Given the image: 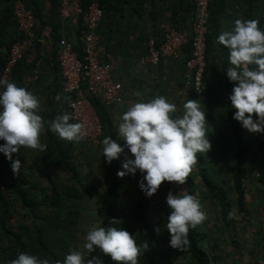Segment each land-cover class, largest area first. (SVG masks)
Here are the masks:
<instances>
[{"label": "crops", "instance_id": "crops-1", "mask_svg": "<svg viewBox=\"0 0 264 264\" xmlns=\"http://www.w3.org/2000/svg\"><path fill=\"white\" fill-rule=\"evenodd\" d=\"M24 1L34 11L38 29L46 24L52 26L55 41L49 46L30 49L13 73L15 83L37 95L41 101L40 114L45 122L41 141L46 144L43 151L21 146L19 152L14 154L22 162L19 174L13 173L11 162L0 153V189L13 192L11 187L15 177H19V185L25 190L24 194H19L24 200L15 193L12 195L16 198V221H25L30 226L37 223V233L44 239L65 243L67 253L79 249L86 253V259L92 258V253H95L104 261L103 252L99 249L94 252L83 249L84 237L94 224L108 227L103 214L109 205L101 204L102 198L105 202L119 190L116 207L121 212L122 222L131 226L135 224L134 212L139 208L137 203L141 202L142 209L139 208V212L146 213L158 239L155 254L167 248L179 255L182 250L170 245V233L164 232L167 228L163 226V220L168 192L181 191L180 194H184L183 190L188 191L187 181L184 184L164 181L157 192L149 197L139 187L143 178L139 170L135 175H117L125 154L133 155L127 147L119 158L108 163L102 155V143L68 141L50 128V122L57 115L70 113L68 100L63 94L56 40L64 37L75 40L83 56L81 42L85 30L82 24L75 26L61 18L60 0ZM104 4L105 14L96 33V43L100 58L113 65L114 77L122 83L123 99L109 108L94 100L104 125L103 139L111 136L121 145L125 144L118 135V123L121 115L137 100L147 101L157 95H164L176 103L175 115H182L184 102L197 99L206 113L209 124L207 131L212 145L208 152L197 153V163L189 174L196 182L193 194L200 200L202 210L213 219H210L206 228L201 225V229L208 234L211 243L209 251L216 258L220 256L222 260L226 254L228 257L239 254L240 262L250 263L257 253L256 240L261 239L260 243L264 240V158L257 143V139L263 136L249 132L233 118L237 109L231 106L229 95L237 82L230 81L225 72L230 66L229 53L217 37L222 31L232 30L238 18L258 19L259 27L264 28V0H213L212 24L207 41V69L204 89L200 94L187 88L184 83L185 60L189 56L190 44L185 46L184 58L180 60L165 58L155 66L143 63L149 40L155 38L159 44L166 25L192 33L194 0H104ZM11 16L12 0H0V76L17 33ZM34 69L39 73L38 78L32 74ZM237 131L245 136L248 146L243 156L240 155ZM50 140L65 150V153L59 150L57 159L52 160L47 156ZM3 142L0 140V143ZM242 159L247 168L244 212L241 213L236 207L231 216L219 224L222 203L206 189L203 178L208 177L228 198L235 199L234 177L239 172ZM112 176L120 180L121 184L112 182ZM24 201L31 205L30 209L24 206ZM225 223H233L229 228L237 236L238 245L234 248L229 246L224 252L223 249L219 250L223 242L214 237L212 227ZM212 264L218 263L214 261Z\"/></svg>", "mask_w": 264, "mask_h": 264}, {"label": "clouds", "instance_id": "clouds-1", "mask_svg": "<svg viewBox=\"0 0 264 264\" xmlns=\"http://www.w3.org/2000/svg\"><path fill=\"white\" fill-rule=\"evenodd\" d=\"M217 40L228 49L230 66L225 72L230 81L237 82L229 95L231 106L237 109L233 118L241 122L242 127L249 132L263 133L260 135L263 136L264 28L259 27L258 19L238 18L234 21V28L222 31ZM40 106L41 101L37 95L0 77V140L4 141L0 143V153L11 162L14 174H19L22 166L21 160L14 156L21 146L39 151L46 149V144L41 141L45 122L40 114ZM176 112V103L164 95H157L147 101L137 100L121 115L118 123V135L125 144L121 145L111 136H106L101 142L102 155L108 163L119 158L127 147L133 155L125 154L117 175H135L139 170L143 174L139 187L149 197L157 192L164 181L184 184L197 163V153L208 152L212 147L206 113L197 99L184 102L182 115H175ZM49 126L68 141L79 142L86 136L83 122L74 121L72 113L57 115ZM183 191V195L181 191H169L166 196L169 243L173 248L181 250L190 244V229L198 225L202 231L201 225L206 228L210 219L213 221L202 210L199 199ZM225 224L212 227L214 237L237 246V236L229 228L233 223ZM217 226L221 228L219 232ZM229 230L232 236H226ZM202 233L206 236L202 243L204 249L218 264H229V261L231 264H244L240 262L239 254L230 257L226 254L222 260L220 256L216 258L209 251L211 243L208 234ZM260 240H256L257 253L248 264H264V240L262 243ZM84 241L83 249L87 252L99 249L121 264H139L140 255L149 247L148 241L138 244L135 236L125 228L95 224L87 231ZM85 255L82 250H72L63 260L53 262L49 258L22 251L10 264H104L99 256L86 259ZM176 256L178 261L184 262L182 253Z\"/></svg>", "mask_w": 264, "mask_h": 264}, {"label": "built area", "instance_id": "built-area-1", "mask_svg": "<svg viewBox=\"0 0 264 264\" xmlns=\"http://www.w3.org/2000/svg\"><path fill=\"white\" fill-rule=\"evenodd\" d=\"M194 1L192 33L166 25L159 44L155 38L149 40L143 63L155 66L165 58L180 60L184 58L185 46L190 44L189 56L185 60L184 83L187 88L200 94L204 89L207 69V41L213 0ZM103 2L104 0H89L87 4L83 0L59 2L61 18L75 26L82 24L85 30L81 42L83 56L75 40L66 37L56 40L63 94L68 100L73 120L81 121L85 126L86 136L80 143L100 144L105 134L102 119L91 99L105 108L119 104L123 99V86L114 77L113 65L100 58L97 48L96 33L105 14ZM11 19L17 33L8 50L0 77L15 82L14 69L23 61L28 51L34 47L52 45L55 39L52 26L46 24L38 29L36 15L24 0H12ZM32 74L34 78H38L36 69Z\"/></svg>", "mask_w": 264, "mask_h": 264}, {"label": "trees", "instance_id": "trees-1", "mask_svg": "<svg viewBox=\"0 0 264 264\" xmlns=\"http://www.w3.org/2000/svg\"><path fill=\"white\" fill-rule=\"evenodd\" d=\"M84 1L83 2L85 4L89 3V0ZM210 10L211 27L213 15L212 7ZM91 100L94 104V100ZM96 109L99 112L98 107H96ZM237 132L239 141L238 143L241 148L240 155L243 156L245 154V151L247 152L248 146L246 143L245 136L242 133H239V131ZM51 137V139H54V136ZM257 143L259 145L260 152L262 153V156L264 158V135L263 137L257 139ZM54 145L55 144L53 143V141L50 140L48 145L49 151L47 152V156L50 157L52 160L57 159V157L60 156L59 150L62 153H65V150L63 148ZM243 162L244 160L242 159V162L238 169L239 172L234 177L235 193L237 195L235 199L228 198V196H226V193L222 191V189L214 185L208 177L203 178L205 182L204 186L206 187V189L209 190L214 197L218 198L220 203H222V210L218 217L219 224L222 223V220H227V218L231 216L230 213L232 214L234 208L236 207L239 211H241V213L244 212V180L247 179V168L245 167ZM262 168L264 175V160L262 163ZM186 181L188 189L187 192L193 194L196 189V182H194V178H191V176H189ZM112 182H116V185L121 184V181L118 180L115 176H112ZM11 190L13 192H9L7 191V189H0V264H10V261L12 259H15L17 255L22 251L37 254L41 257L49 258L53 262H55L56 260H63L64 257L68 254V249L64 247L65 243H56L52 240L44 239L43 236H40L37 233V223H35L34 226H30L25 221H16L15 217L18 216V214H15L16 198L12 195L13 193H15L17 197L24 200V198L19 194L25 193L24 188L19 185V177H15V181L11 187ZM116 191L117 193L115 195H111L108 199H106L105 202L104 197L102 198V203L100 202L101 204H105V206L107 204L109 205L105 207L103 219L106 220V224L108 226L125 228L131 234L137 236L136 240L138 244L143 241H148L149 247L140 255L139 264H212L214 262V258H212V255L204 249L202 243L206 236L204 233H202L198 225L197 227L189 230L188 238L190 244L186 249L182 250V259L184 260V262L178 261L176 256L177 252L174 253L173 250L167 248H164V250L160 251L159 254H155V247L158 239L154 231V226L150 223V220L148 219L146 213L144 211L139 212V208L142 209L141 202L137 203V207L139 208H136L134 212L136 215L135 224L131 226L130 224L122 222L121 220V212L117 210L118 207H116L117 202L119 201L118 196L120 191ZM24 206H27L28 209H30L31 207V205H28L26 201H24ZM168 212L169 208L168 205H166L163 226H166L167 224ZM113 220H115L116 222H113ZM220 227L217 226V232H219V230L221 229ZM166 231L168 232L167 229H164V232ZM168 236H170V234H168ZM93 256H95V253H92V257ZM103 256L105 257L104 261L106 264H121V262L114 261L108 254L103 253Z\"/></svg>", "mask_w": 264, "mask_h": 264}, {"label": "rangeland", "instance_id": "rangeland-1", "mask_svg": "<svg viewBox=\"0 0 264 264\" xmlns=\"http://www.w3.org/2000/svg\"><path fill=\"white\" fill-rule=\"evenodd\" d=\"M3 186H5V183H3ZM4 189V188H3ZM206 214V216H208L207 215V213H205ZM203 223V222H202ZM201 223V224H202ZM226 236H232V233H231V231L229 230V231H227L226 232ZM230 242H223V243H221V245L219 246V250L220 249H223L224 250V252L226 251V249L230 246L231 248H234L235 247V244H233V243H230ZM237 256V255H236ZM236 256H235V259H236ZM264 257V256H263ZM248 261H245V262H243V263H247Z\"/></svg>", "mask_w": 264, "mask_h": 264}]
</instances>
